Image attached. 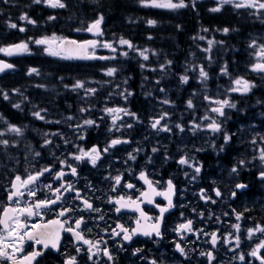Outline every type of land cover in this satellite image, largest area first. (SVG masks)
<instances>
[{
	"label": "flooded vegetation",
	"instance_id": "flooded-vegetation-1",
	"mask_svg": "<svg viewBox=\"0 0 264 264\" xmlns=\"http://www.w3.org/2000/svg\"><path fill=\"white\" fill-rule=\"evenodd\" d=\"M134 1L129 0L127 3L130 13L132 10L128 8L133 7ZM216 1L218 0H201L207 22L201 25L200 30L197 29L198 20L195 28L192 26L188 31H180L177 27L166 30L167 22L163 20L169 17H173L174 21L180 19L182 12L187 8L197 16L200 0H196L195 7L192 6L191 0H185L188 7L174 10L144 7V13L139 20L134 18L130 24V28L139 30L138 35L131 30L110 32L109 35L117 39L113 45L116 51L102 46H97L94 53L90 50V53L99 57H108V53L111 54V66L117 70L111 80L83 81L85 92L87 89H96L94 94L84 98L77 95L71 97L65 84L60 85V80L49 78L53 86L50 90L54 98L51 99L52 109L50 106L40 107L35 99L36 95L31 104L25 107L24 113L31 118L32 130L28 125L19 127L22 134L17 136L12 133L13 141L7 146L3 145L5 153L0 152V211L3 206L9 204L12 207L24 206L25 203H35L37 199L54 200L57 195H61L56 204L41 210L39 216L22 217V222L31 230L33 223L45 224L57 219L62 209H71L63 217H59L65 221L64 228H75V221L83 218V223L77 231L100 249L97 252L94 247L91 253L93 258L89 260V245L75 240L71 232L61 230L57 249L44 248L34 241L25 242L22 254L26 255L34 249L42 252L33 264H64L66 259L73 256L76 257V264H152V261L156 264H208L207 256H201V251L213 253L215 259L212 264H261L259 259L247 253L246 240L241 239L239 234L246 235L247 224L253 228L264 225V180L259 176V173L264 171V163L259 159L260 151L264 150V72L252 69L254 64L264 63V57L257 55L264 50L261 47L264 46V10L237 9L234 5H223L221 11L212 12L210 9L218 5ZM7 2L8 0H3V6H15L17 15H7L2 19L16 22L21 35L25 32H21L19 28L26 29L29 25L27 21L19 19L22 14H27L35 22L47 21L54 10L43 3H33V0H16L14 5ZM80 12L77 16L78 22L72 27V31H68L71 37L80 40L91 38L96 40L98 45L105 43L102 38L106 35L95 36L86 31L87 26L102 15V7H95V17L92 10L87 11V2H84ZM193 14L190 15L194 16ZM131 15L134 17L132 13ZM149 19L155 20L156 24L149 26ZM218 21L220 25H214V22ZM178 25L181 26V23ZM224 28H229L230 31L225 34L222 31ZM204 29L214 43L208 50L210 60L204 62L208 78L202 81L192 57L194 54L198 55L197 36ZM167 34L180 36L176 37L175 43L171 41L168 44L166 39L170 40L172 36ZM121 37L129 40L136 51L148 49V60L143 61L142 58L135 57L139 55L138 52H127V56L120 57L123 50H131L118 43ZM161 37H164V40H160ZM136 39H140V42ZM29 50L28 53L10 57L15 67H19L16 62L22 58L33 56L44 60L52 57L44 52V47L29 46ZM38 52L46 56L36 55ZM99 57L83 64H98L95 61L107 60ZM69 60L75 62L73 59ZM168 61H171V64H168ZM143 63L144 67H141ZM160 65L165 67L161 69ZM145 66L148 68L147 73H142L137 78L130 76L129 72H124L132 69L140 72L146 69ZM30 68H36L39 72L38 64L25 66L18 71V75L25 78L18 81L35 86L32 92L36 93L39 74L29 75ZM222 68L227 69L226 75L221 73ZM14 75L1 78L0 83H9L12 79L8 78ZM182 75L188 76L186 83L181 82ZM27 77L31 79H26ZM238 78L249 81L254 87L247 93L230 91L237 87L234 81ZM67 83L70 86L71 80H67ZM225 99L236 107H225L223 116L211 111L212 108L219 107L216 101ZM165 100L169 103H163ZM189 100L192 102L191 108L188 107ZM78 106L84 107L86 111H71ZM104 108L127 109L128 112L135 113L136 117L125 115L123 112L105 116ZM35 111H41V115L46 116L49 113L57 116L72 113L81 119L80 124L85 120H93L95 123L79 127L65 123L55 128L59 130V136L51 137L48 131L39 136V119L32 115ZM15 113L18 114L19 111ZM113 115L118 117L115 124ZM161 116L164 118L158 129H153L151 123ZM108 118L111 121L110 127L106 122ZM212 120L222 125L220 132L213 133L207 128V124ZM165 125L170 131L159 130ZM177 125H180L183 131ZM225 133L231 137L227 144L224 142ZM114 139L127 143L117 144L105 152L104 149L108 148ZM45 140L50 143L45 145ZM93 146L100 152L96 166L87 159H74L81 149L88 151ZM153 148L157 151L153 152ZM25 151L27 156H24ZM130 153L135 159L129 158ZM181 157L186 158L192 166L179 164ZM240 160L246 163L241 166ZM61 161L67 163L62 165ZM69 166L76 168L75 176L71 174ZM233 166L238 169L236 173L231 172ZM196 167L200 168L198 174L195 172ZM44 168H50L51 171L41 175L29 186L36 192L35 197H29L25 192V195L19 198L20 205L8 201L11 182L17 175L24 179ZM60 171L65 175L57 180L56 173ZM141 172L145 173L152 188L140 178ZM116 176L121 177L119 184L114 179ZM169 180L174 186L171 197L174 206L165 212L160 220L161 235L144 236L138 233L133 235L131 240H124L121 229L117 228L118 224L131 231L138 226L137 221L140 226L146 228L160 217L159 209L167 205V200L164 196L151 195V192L153 189L165 192ZM240 183L247 187L237 189L236 185ZM66 184H71L73 190L65 192L61 189V193L54 191ZM128 184L134 187L128 188ZM49 185L51 188L47 187ZM216 190L220 191V196L216 195ZM77 192L80 199L76 198ZM233 192L236 193L235 196L232 195ZM142 193H149V196L145 197ZM121 197L124 198L121 203L131 200L136 204L121 207L116 203ZM149 198L152 203H148ZM84 200L99 211L85 209ZM137 204L140 211L137 210ZM118 207L119 212L116 211ZM141 211L150 219L141 217ZM237 213L241 214L239 220L236 218ZM189 220L192 221L191 232L184 229L177 231L179 225ZM235 224L240 225L239 230L233 227ZM113 230L121 234L114 236ZM213 232L220 237L215 248L211 244ZM227 233L238 235L239 244L228 248L224 242ZM254 240L256 241V238ZM231 242L233 240L229 238L228 243ZM178 243L184 248L186 255H181L176 250ZM77 248L80 249L79 252ZM104 248L109 250L112 260L104 256ZM136 249L140 251L136 252ZM241 254L244 260L239 259ZM258 254L264 256L262 251Z\"/></svg>",
	"mask_w": 264,
	"mask_h": 264
},
{
	"label": "snow or ice",
	"instance_id": "snow-or-ice-1",
	"mask_svg": "<svg viewBox=\"0 0 264 264\" xmlns=\"http://www.w3.org/2000/svg\"><path fill=\"white\" fill-rule=\"evenodd\" d=\"M192 6L195 7L196 0H191ZM33 3L40 4L43 3L47 5L50 8L56 9V8H66L67 5L64 2V0H33ZM139 3L142 7H153V8H166V9H180V8H186L188 7V4L185 3V0H178V2H173V0H139ZM223 5H234L235 8L240 9V8H257L260 10H264V2L262 0H239V2H235V0H218V5L217 7L211 8L210 11L212 12H219L221 11V7ZM19 19L21 21H27L28 23L35 24L36 22L34 20H31L27 14H22ZM49 20H54L56 17L50 16L48 17ZM104 20L103 15H100L97 19H95L93 22H91L87 28L86 31L89 33L94 34L95 36H101L103 35L102 30H101V24ZM147 24L149 26H154L156 24L155 20L149 19L147 21ZM10 28H17V25L15 23H10L8 25ZM19 30L21 32L25 31L24 27H20ZM207 31V30H205ZM222 31L227 34L230 29L229 28H224ZM31 39V38H30ZM203 39V37H201ZM34 43L36 45H44V52L47 55L50 56H59L64 59H96L97 57L93 55H89V51L91 50L94 53V50L97 46H102L104 48L111 49L112 51H116V49L113 47L112 43L105 42L102 45H98V42L96 40H86L83 42H78L75 40H68L66 38H58L55 35L51 37H43L40 39L34 40ZM120 45H126L129 49H135V46L127 39H124L123 37L120 38L118 41ZM214 41L209 40V49L213 45ZM255 44V41H253V45ZM264 48V46H261ZM209 49H205V51H208ZM29 46L27 42H21L19 44L15 45H9L7 47H0V52H3L7 56H12L14 54H19V53H28ZM148 49L140 50L138 54L143 57L144 60L148 59V56L146 53L148 52ZM121 55L127 56V52H122ZM258 56L264 57V50L260 51L257 53ZM113 57H99V59H112ZM168 64H171V61L167 62ZM14 66L12 64L6 63L2 60H0V72H4L6 69H11ZM141 67H144V65H141ZM165 65H160V68L163 69ZM252 69L254 71H260L264 72V63H257L252 66ZM155 70V69H153ZM117 70L115 68H109L106 70L105 75L107 76H113L114 73ZM222 74H227V69L222 68L221 69ZM28 74H39L38 70L36 68H30L28 70ZM200 78L203 80H207L208 74L207 72L201 68L199 72ZM188 76L187 75H182L180 77V80L182 83H186L188 81ZM234 84L237 85V87H234L230 89V91L233 92H241V93H247L251 90L254 85H252L249 81L244 80L243 78H238L234 81ZM84 88V82L83 81H77L73 86L72 90L75 91L77 89ZM18 91V90H14ZM88 94H94L96 89H87L86 90ZM163 91V89H161ZM128 95H131V93H128ZM3 98L5 100L8 99L7 93L3 94ZM126 98V97H125ZM205 99H209L208 97H205ZM163 103H169V101L165 100ZM216 103L219 105V107H214L211 109L212 112L219 114L220 116L224 115V108H235L236 105L234 103L229 102V100H218ZM15 108H20L19 104L13 105ZM188 107H192V102L191 100L188 101ZM44 111V110H41ZM41 111H35L32 113L34 117L37 119L43 120L45 117L41 115ZM81 111H86V109H81ZM106 113L109 114H115V113H120L123 112L125 115H131L134 118L136 117L135 113H130L128 112L127 109H121V108H106L104 110ZM166 115V114H165ZM164 117L161 116L159 119H155L151 123V127L153 129H158V126L161 123V120ZM207 118V117H205ZM2 119V117H0ZM68 119H72V117H68ZM118 117L116 115H113V124L116 123V120ZM59 123V121H57ZM95 122L93 120H85L84 124L85 125H93ZM79 127V125L77 126ZM128 127H131V125H128ZM178 128H180L181 131H183V128L180 125H177ZM199 127V126H195ZM207 128L211 130L213 133H218L222 129V125L218 123L216 120H212L211 123L207 124ZM163 131H170V129L165 125L162 129ZM195 130V128H194ZM8 132L15 133L17 136L22 134V129L15 126V125H8L7 128ZM58 134V133H57ZM0 135H3V133H0ZM55 135V134H54ZM83 137H81L82 139ZM231 139L230 135L225 133L224 134V142L227 144L229 140ZM50 141L45 140L44 144L47 145L49 144ZM120 143H127V141H121L119 139H114L111 141V144L108 146V148H105L104 151L107 152L109 148L114 147L117 144ZM253 143H255V140H253ZM0 144H3L5 146L8 145L7 140H0ZM153 152H156L157 149L153 148ZM38 156L39 153H36ZM130 159H135V156H133L131 153L129 154ZM74 159L76 161H81L84 159H87L93 166H96L97 161L100 159V152L97 149L96 146H93L90 150L85 151L83 149L80 150L79 155H75ZM259 159L262 163H264V150L260 151L259 154ZM62 165L66 164V161H61L60 162ZM179 164L181 165H189L190 167L192 165L189 164V161L181 157L180 160L178 161ZM246 162L244 160H240L239 164L243 166ZM71 167V166H69ZM50 168H44L41 171L35 173V175H28L27 178L22 179L19 175L15 177L14 180L11 182V188L8 192V201L20 205V197H23L25 195V192H27V195L29 197H35L36 192L32 190L29 186L33 185L41 175H43L46 172H50ZM238 171L236 166H233L231 169L232 173H236ZM195 172L198 174L200 172V168L196 167ZM71 174L76 175V168L71 167ZM65 173L63 171H60L56 173V179L59 180L61 179ZM187 175V174H186ZM259 176L262 180H264V171H261L259 173ZM140 178L145 180V183L149 184V188H152L151 183L146 179L145 173L141 172L140 173ZM115 181L117 184L121 182V177L116 176ZM51 188V186H47ZM128 188H133L134 186L131 184L127 185ZM247 185L245 184H237L236 188L237 189H243L246 188ZM22 189L24 191H22ZM61 189L65 192L73 190V186L71 184H66V185H61V188L55 189L54 191L57 193H61ZM203 192V190H201ZM174 192V186L172 184V181H168V187L165 192H157L155 189L152 190L151 195H156V196H164L165 199L167 200V205L165 207H160V217L156 218V222L145 227L140 226L139 221H137V227L129 231V229L124 228L122 225H117V228L121 229V233L123 234V239L126 241H129L132 239L133 235L136 234H142L144 236H152L155 234L156 236H160V220L163 218V215L165 212H167L169 209H171L174 205L172 202V194ZM143 196L148 197L149 193H142ZM216 195L220 196L221 193L219 190H216ZM233 196L236 195L235 192L232 193ZM77 199H80V194L77 192L76 195ZM202 198H205L202 196ZM61 199V195H57L54 200L51 199H45V200H39L37 199L35 203L28 204L25 203L24 206H18V207H12L11 204L7 206H3L2 211H0V264H33L34 261H36V258L42 255V252L40 250H33L30 253L22 254L23 253V245L25 244L26 241H34L35 244L38 245H43L44 248H53L57 249L59 242H60V232L61 230L71 232L72 235L74 236L75 240L77 241H83L84 244L89 245L88 252L90 253L88 258L91 260L93 257L91 255L93 248H96V251L99 252L100 249L98 245H94L91 241L87 240L84 238V236L81 234L80 231H77V229L80 228L81 224L83 223V218L77 219L75 221V228H64L65 221L61 220L59 217H63L67 212H70L71 209H62L58 213V218L55 220H50L45 224H35L33 223L31 225V230H29L26 225L22 222L21 218L22 217H31L33 215L39 216L40 211L47 209L50 205L56 204L57 201ZM123 197H121L119 200L116 201L117 204H120L121 207H127L129 204H136L135 201L129 200L127 203H121L123 201ZM148 203H152V200L149 198ZM84 208L92 211H99V209L93 208L92 204L89 203L87 200L83 201ZM137 210L140 211L139 205H136ZM159 207V206H158ZM117 212L120 211V207L116 209ZM141 217H143L145 220L150 219L149 217L146 216L145 213L141 211ZM103 217H101L102 219ZM237 220L241 218V214L237 213L236 214ZM192 221L189 220L185 224L179 225V228L177 231L180 229H184L185 231L191 232ZM234 228L239 230L240 225L235 224L233 225ZM248 236L249 238L252 237V235L256 232H264V227H261L257 225L255 228H249L248 230ZM121 233H117L115 230H113V235H120ZM220 239V237L217 236L216 232L211 233V244L213 248L216 247L217 241ZM237 241V245L239 244V236L235 237ZM224 242H228V238L225 237ZM261 248H264V241H261L260 244L256 246L255 249L250 253L251 256L256 257L261 261V264H264V256H260L259 250ZM10 249V251H9ZM176 250L180 252L181 255H186L184 248L181 247V245L178 243L176 244ZM77 251L79 252L80 249L77 248ZM140 249H136V252H139ZM103 254L106 256L109 260H112L113 257L109 253V250L107 248L103 249ZM135 254V253H134ZM201 256H207L208 259V264H212V261L215 259L213 256V253L211 251L205 253L203 251L200 252ZM240 260H244V256L241 255L239 257ZM64 264H76V257H70L65 260ZM152 264H156L155 261H152Z\"/></svg>",
	"mask_w": 264,
	"mask_h": 264
},
{
	"label": "trees",
	"instance_id": "trees-1",
	"mask_svg": "<svg viewBox=\"0 0 264 264\" xmlns=\"http://www.w3.org/2000/svg\"><path fill=\"white\" fill-rule=\"evenodd\" d=\"M139 0H135L133 7L128 8L129 10H132V14L127 10V3L129 0H64V2L67 4L68 10L63 11L61 13V16H56L57 21L65 20V22L71 17H74L75 15L80 14L81 12V4L84 2H87V6L90 10L88 11H94L95 7L97 5H100L102 7V14L106 19L105 26L109 27L111 31H124V30H131L134 34L138 35L137 32H139L138 29L130 28L131 22L134 21V18L136 21L139 20V17H141L144 13L143 7H141L138 4ZM99 3V4H98ZM97 4V5H96ZM3 8L0 5V47L14 44L18 41L20 38L18 36V33L13 30V28L8 27L9 23L4 22L2 19L3 17ZM193 14L190 10V8L185 9L180 19L173 20V17H169L168 19L165 18L166 23V30H169L171 27H177L180 31H188L187 29L192 28V26H196V21L198 20V27L197 29H201V25L207 22V17L204 10V5H201L198 7V14L197 16L190 15ZM70 16V17H69ZM167 19V20H166ZM223 20V19H222ZM219 22V21H218ZM214 22V25L219 24L220 22ZM181 23V26L178 24ZM66 28V27H64ZM181 33V32H180ZM133 35V34H131ZM167 36H172L171 39H166L167 43H175L176 37L180 36V34L174 35V34H167ZM160 40H164V37H161ZM136 41L140 42V39H136ZM23 62H26V59L22 58L21 60L17 61V64H23ZM20 72V70H19ZM57 73L56 69H53L51 71V75H55ZM14 76L9 77L8 79H12L9 83H3L0 85L1 89L6 90H12V89H22L25 87L26 83L19 82L22 77L18 75V73H13ZM136 75H138V72H136ZM17 79V80H16ZM24 79V78H22ZM15 80L17 83H14ZM54 99V98H51ZM0 111L4 113V116L9 120L10 122L15 123H22L24 124L26 120H28L24 115H21L20 118H18L15 113L10 112L7 107L4 105L0 106Z\"/></svg>",
	"mask_w": 264,
	"mask_h": 264
},
{
	"label": "rangeland",
	"instance_id": "rangeland-1",
	"mask_svg": "<svg viewBox=\"0 0 264 264\" xmlns=\"http://www.w3.org/2000/svg\"><path fill=\"white\" fill-rule=\"evenodd\" d=\"M201 37H203V39H201ZM209 40H211L210 34L208 35L207 31H205V30L203 32H200L198 34V36H197L196 52L198 53V55L193 53L194 55H193L192 58L195 60L194 64H195L196 68L198 69V72H200L201 68H203L206 71V65H205L204 62H206L207 59L210 60V57H208V51H205V49H209V44H208ZM124 46H126V45H124ZM122 52H134V53H137L139 51L131 49L130 51L129 50H123ZM108 57H112V56L108 54ZM120 57H124V55L120 54ZM135 57L142 58L143 61H147L148 60V59L144 60L143 57H141L140 55H135ZM144 64L145 63H143V65ZM91 65L95 66V63H93ZM90 68H92V67H87V69H90ZM146 69H148V68L146 67ZM70 71L71 72H75V68L74 67H70ZM78 72L83 74L84 78H86L87 76L91 75V73H94V72H87V70H80ZM109 77L110 76L102 74V78H109ZM83 79H76V82L77 81H83ZM82 108L85 109L84 107H79L78 106L76 109H71V111H74V110L81 111ZM105 109L106 108H104L103 111ZM105 116H111V114L106 113ZM68 117H72V119H68ZM205 117H207V116H205ZM49 119L51 120L50 122H52V121H65V123H70L71 126H78V125L79 126H85L84 122L80 124L79 122H81V119H79L78 117L74 116L72 113H67V114L58 115V116L51 115V116H49ZM106 122H107V126L110 127L111 126L110 118L106 119ZM8 125H9V123H4L2 125V128L0 129V133H3V134L10 133V132L7 131ZM49 135L51 137H56V136L60 135V132H59L58 129L50 128ZM50 136H48V137H50ZM261 227H264V225H261ZM249 228H253V227L247 224L246 235H244V233H240L239 235H241V239L245 238V240H246V251L250 255V253L253 251V249H255L256 246L261 243V241H264V232H256V234L254 233L252 235V237L249 238L248 231H247ZM237 236L238 235L231 234V233L230 234L229 233L226 234V237L228 239L231 238L233 240V242H231V243H228V242L226 243L228 248H233L235 245H237V241L235 239V237H237ZM254 238H256V241L254 240ZM9 251H10V249H9ZM260 251H262V253L264 254V248H261L259 250V252ZM232 258H234V257L232 256Z\"/></svg>",
	"mask_w": 264,
	"mask_h": 264
},
{
	"label": "water",
	"instance_id": "water-1",
	"mask_svg": "<svg viewBox=\"0 0 264 264\" xmlns=\"http://www.w3.org/2000/svg\"><path fill=\"white\" fill-rule=\"evenodd\" d=\"M7 70H9V69H6L5 71H7ZM5 71H4V72H5ZM2 73H3V72H0V74H2Z\"/></svg>",
	"mask_w": 264,
	"mask_h": 264
},
{
	"label": "bare ground",
	"instance_id": "bare-ground-1",
	"mask_svg": "<svg viewBox=\"0 0 264 264\" xmlns=\"http://www.w3.org/2000/svg\"><path fill=\"white\" fill-rule=\"evenodd\" d=\"M216 2H218V1H216ZM216 5V4H215Z\"/></svg>",
	"mask_w": 264,
	"mask_h": 264
}]
</instances>
